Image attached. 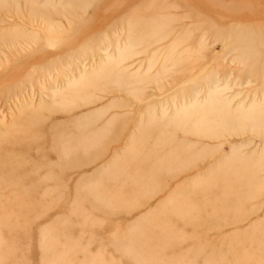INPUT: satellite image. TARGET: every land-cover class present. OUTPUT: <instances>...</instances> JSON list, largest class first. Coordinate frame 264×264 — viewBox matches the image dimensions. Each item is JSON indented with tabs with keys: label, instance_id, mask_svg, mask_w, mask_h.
Instances as JSON below:
<instances>
[{
	"label": "rangeland",
	"instance_id": "obj_1",
	"mask_svg": "<svg viewBox=\"0 0 264 264\" xmlns=\"http://www.w3.org/2000/svg\"><path fill=\"white\" fill-rule=\"evenodd\" d=\"M0 264H264V0H0Z\"/></svg>",
	"mask_w": 264,
	"mask_h": 264
}]
</instances>
